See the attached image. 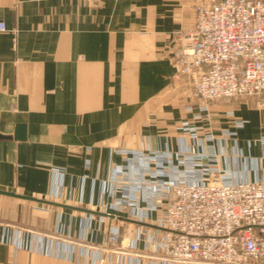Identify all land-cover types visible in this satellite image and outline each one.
Returning a JSON list of instances; mask_svg holds the SVG:
<instances>
[{
  "label": "crops",
  "instance_id": "0c3cea01",
  "mask_svg": "<svg viewBox=\"0 0 264 264\" xmlns=\"http://www.w3.org/2000/svg\"><path fill=\"white\" fill-rule=\"evenodd\" d=\"M207 1L0 0V190L91 211L0 194V264H150L134 255L153 220L105 205L126 192L118 152L176 165L190 128L216 154L198 167L264 181V95L206 102L173 64ZM113 230L122 249L102 254Z\"/></svg>",
  "mask_w": 264,
  "mask_h": 264
},
{
  "label": "built area",
  "instance_id": "2783aa9c",
  "mask_svg": "<svg viewBox=\"0 0 264 264\" xmlns=\"http://www.w3.org/2000/svg\"><path fill=\"white\" fill-rule=\"evenodd\" d=\"M195 10L194 27L177 36V75L190 78L193 94L206 101L262 96L264 0H208ZM6 31L0 20V32ZM189 133L192 142L176 165L157 152H118L126 169L112 178L126 192L105 205L154 224L139 230L136 242L144 248L134 256L150 264H264V181L236 180L229 168L198 167L216 160L208 150L212 137L194 128ZM120 237L113 230L100 252L122 249Z\"/></svg>",
  "mask_w": 264,
  "mask_h": 264
},
{
  "label": "water",
  "instance_id": "95a60500",
  "mask_svg": "<svg viewBox=\"0 0 264 264\" xmlns=\"http://www.w3.org/2000/svg\"><path fill=\"white\" fill-rule=\"evenodd\" d=\"M26 137H27L26 136V126L24 124H19L17 126L14 138L16 140H25ZM0 138H11V137L10 136L0 135ZM0 194L11 196V197H15V198H19V199H25V200H30V201H34V202H39V203H43V204H47V205L69 207V208H74V209H78V210L91 212L89 210L79 209V208H75V207L59 204V203H56V202H53V201L44 200V199L34 198V197L23 195V194H18L16 192H12V191L0 190Z\"/></svg>",
  "mask_w": 264,
  "mask_h": 264
},
{
  "label": "rangeland",
  "instance_id": "374dc122",
  "mask_svg": "<svg viewBox=\"0 0 264 264\" xmlns=\"http://www.w3.org/2000/svg\"><path fill=\"white\" fill-rule=\"evenodd\" d=\"M181 33H182V32H181ZM179 34H180V33H179ZM179 34H178V35H179ZM263 95H264V94H263ZM263 95H262V96H263ZM197 98H198V97H197ZM238 98H247V97H238ZM238 98H233V99H238ZM254 98H255V97H254ZM200 99H201V98H200ZM202 100H204V99H202ZM204 101H206V100H204ZM215 101H218V100H215ZM206 102H207V101H206Z\"/></svg>",
  "mask_w": 264,
  "mask_h": 264
}]
</instances>
